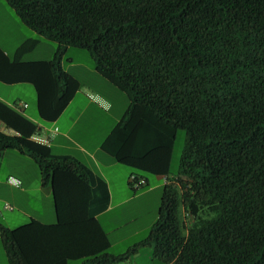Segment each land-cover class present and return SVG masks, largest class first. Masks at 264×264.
Here are the masks:
<instances>
[{
    "label": "trees",
    "instance_id": "1",
    "mask_svg": "<svg viewBox=\"0 0 264 264\" xmlns=\"http://www.w3.org/2000/svg\"><path fill=\"white\" fill-rule=\"evenodd\" d=\"M4 1L57 47L47 61L22 60L30 41L13 58L0 48V83L31 85L38 119L52 123L79 90L62 57L87 51L128 100L101 150L143 179L141 188L146 174L165 179L146 238L110 255L96 218L109 206L105 181L72 156L21 143L39 127L0 100L11 131H0V152L35 162L55 213L51 225H0L7 263L116 264L148 246L158 264H264V0ZM177 130L186 138L172 175Z\"/></svg>",
    "mask_w": 264,
    "mask_h": 264
},
{
    "label": "rangeland",
    "instance_id": "2",
    "mask_svg": "<svg viewBox=\"0 0 264 264\" xmlns=\"http://www.w3.org/2000/svg\"><path fill=\"white\" fill-rule=\"evenodd\" d=\"M30 36L34 40L32 44L33 46L28 53L22 56L23 60L35 61L52 59L57 44L39 37L33 31L26 28L6 2L0 0V46L9 52H14L20 45L21 41ZM61 65L64 71L77 79L80 87V92L76 94L73 103L61 117V122L66 127V125H70V122L77 118L78 114L82 112V114L79 115L77 126H71L69 136L72 141L80 143L85 141L80 132L83 128H86L87 130L90 129L94 131V134L90 137V141L94 143L99 133L96 132L99 124H97L95 119H97L96 117L99 115L95 113L93 109L88 107L84 110L85 112L81 111L87 103L86 99L83 97V93L87 92V94L91 93L92 95L94 93H102L103 96L113 105L112 115L115 120L122 117L128 105L127 97L95 71L94 61L89 53L83 49L74 47L68 48L62 57ZM0 86L4 90L1 93H4L7 97L19 96L23 99V102L27 103V105L28 101H30V109L36 111V94L31 85H6L0 83ZM19 101L20 100H15V104H19ZM42 123L50 125V123ZM185 138V131L177 130L170 158V172L172 175L177 173ZM74 143H68V145L74 147ZM26 160L30 163H27V161L19 162L8 155L3 156L2 159H0V176H4L7 172L14 173L20 167L23 170L29 169V167L32 169L34 167L38 172L35 162L28 156L26 157ZM118 166L120 169L116 172V183L112 186L113 200L110 206L111 208L100 218L103 230L107 233L108 240L111 244V247L106 251V253L110 255L122 254L128 248L146 238L150 227L156 221L158 216L160 197L163 189L162 185L164 182L162 177L146 174L145 177L148 179V185L143 188L139 187L133 191V188L129 186L125 187L121 184L123 172L126 171L131 173L132 169L120 164ZM29 173L30 172H28L27 175ZM27 179H29V177H27ZM156 184H159L160 187L153 189L151 192L147 191L150 187H153ZM47 188L51 190L49 186H47ZM125 192L127 194H125ZM51 196L47 201L45 199H36L34 198V195H29L27 201L26 197L18 193L16 190H6L0 186V197H2V200H0V209L5 204L13 206V201V203H15L20 209H30L33 211L34 215L39 217L43 222L50 223L54 221L53 217L55 214ZM127 196L133 199L127 200ZM125 200L127 201L124 203H118ZM116 203H118V205ZM2 212H5L7 215L12 213L10 210ZM13 212L16 214V217H13V228L21 225L19 223H25L20 219L21 215L16 213V210ZM15 218H18L16 222ZM151 252V247H140L136 253L127 260L116 264H149ZM69 264H78V262H70ZM155 264L158 263L155 261Z\"/></svg>",
    "mask_w": 264,
    "mask_h": 264
},
{
    "label": "crops",
    "instance_id": "3",
    "mask_svg": "<svg viewBox=\"0 0 264 264\" xmlns=\"http://www.w3.org/2000/svg\"><path fill=\"white\" fill-rule=\"evenodd\" d=\"M25 41L33 42L34 40L33 38H31V36L27 37L26 39H23V41H21L20 45L24 43ZM0 48L5 52V54L9 58L14 57L15 51L17 49L16 48L14 52L12 51L9 52L1 46ZM22 60H23V57H22ZM23 61H33V60H23ZM35 61H47V60H35ZM2 91L4 90L0 86V100L1 101L13 107L14 109L20 111L24 116H26L27 118H29L30 120H32L38 125L39 132L33 136L44 137V138H47L48 140L46 144H43V143L37 142L36 140L33 139V136H31V138L29 139H25V140L19 139L21 143H23L25 146L43 155L52 154V155L72 156L74 159H76L80 163L89 167L95 174L99 175L105 181L107 188H108V192H109V207L104 212L96 216L98 222L103 228L100 218L103 216L104 213H106L111 208L110 206L113 200L112 186L115 185L116 183V172L119 171L120 169L118 166L119 164L116 163L109 155L104 153L100 148V145L102 141L104 140V138L106 137V135L109 133L111 128L115 125V123L119 121V119L115 120L114 116L112 115V112H113L112 103L108 101L103 96L102 93H94L93 95L91 93L87 94V92L83 93V97L86 99L87 103H86V106H84L81 111L86 110L88 107V108L93 109L94 112L100 116V117L99 116L96 117L97 119H95L97 124H99L96 132H99V133L96 137L95 142L92 143L90 141V137L92 134H94V131L83 128V130L80 133L82 137L85 139V141L76 143V141H72L71 137L69 136V132H70L71 126H77V123L79 121V115L82 114V112L78 114L77 118H75L74 120L70 122V125L68 126L66 125V127L62 124L61 117L63 116L65 111L69 108V106L73 103L76 94L80 92V87H79V90L75 93L74 97L68 103L64 111L61 113V115L56 119V121L50 123V125H45L40 120H38L37 109L36 111H32L30 109V101H28V105H27V103L23 102L22 101L23 99H21L19 96L7 97V95H5L4 93H1ZM15 100H20L19 104H15ZM0 131L11 132L5 128L4 124L1 121H0ZM68 143H74V147H70ZM6 155L16 159L19 162L27 161V163H30L28 162V160H26L27 156L19 153L18 151L6 150L3 152H0V159H2V157ZM28 172L30 173L27 175ZM130 174L131 173L126 172V171L123 172L122 174L121 184L124 185L125 187L128 186ZM27 177H29V179H27ZM163 181H164L163 182V185H164L165 183L164 178H163ZM148 183H149L148 179H146V184L148 185ZM0 186L6 190H11V189L16 190L18 193L24 195L27 201H28L29 195H32V196L34 195V198L36 199L38 198L41 200L45 199L47 201L49 197L52 195L51 190H49L47 187L41 186L40 180H39V171L37 172L36 168L34 167L32 169H30L29 167V169H26V170H23L20 167L14 173H10V172L5 173L4 176L2 177L0 176ZM159 187L160 185L156 184L153 187H150L147 191L151 192L153 189H156ZM125 194L127 193L125 192ZM126 198L127 200L133 199V198H130L129 196H127ZM0 200H2V197H0ZM127 200L121 201L118 203L121 204V203L126 202ZM118 203L116 204L118 205ZM12 204L13 206L9 205L10 208L8 209L5 207L6 204L0 209V225H2L3 227H6L8 229H14L12 227V224L14 222L13 217L14 216L16 217V214L13 212L14 210H16V213L21 215L20 219L23 220V222H25V223H19L21 225H18V227L28 223L32 219L40 221L41 223H44L47 225H51L55 223V214L53 217L54 218L53 222L45 223L39 217L34 215L32 210L20 209L17 205H15V203H13V201H12ZM5 210H10V212L12 213L7 215L5 212H2ZM17 219L18 218H15V222ZM110 247H111V244H110ZM5 259L6 257L3 252L2 244L0 241V263L8 264L7 260L5 262ZM149 264H155V261L152 260L151 255L149 259Z\"/></svg>",
    "mask_w": 264,
    "mask_h": 264
},
{
    "label": "built area",
    "instance_id": "4",
    "mask_svg": "<svg viewBox=\"0 0 264 264\" xmlns=\"http://www.w3.org/2000/svg\"><path fill=\"white\" fill-rule=\"evenodd\" d=\"M33 139L36 140L39 143H43L46 144L48 142L47 138L44 137H39V136H33ZM129 182L131 183V186L134 189H138L139 187H141L145 182L143 179L141 178H136L135 176L131 175L129 177ZM7 208H10L7 204L5 205Z\"/></svg>",
    "mask_w": 264,
    "mask_h": 264
}]
</instances>
